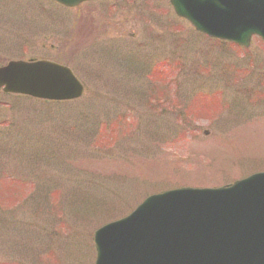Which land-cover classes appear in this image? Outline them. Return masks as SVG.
Listing matches in <instances>:
<instances>
[{
    "label": "rangeland",
    "instance_id": "obj_1",
    "mask_svg": "<svg viewBox=\"0 0 264 264\" xmlns=\"http://www.w3.org/2000/svg\"><path fill=\"white\" fill-rule=\"evenodd\" d=\"M66 64L85 90L0 92V264H93L94 231L166 189L264 171V44L209 40L168 0H0V66Z\"/></svg>",
    "mask_w": 264,
    "mask_h": 264
},
{
    "label": "water",
    "instance_id": "obj_2",
    "mask_svg": "<svg viewBox=\"0 0 264 264\" xmlns=\"http://www.w3.org/2000/svg\"><path fill=\"white\" fill-rule=\"evenodd\" d=\"M74 7L88 0H54ZM210 37L248 46L264 40V0H169ZM48 100L81 96L71 70L47 60L0 67V88ZM94 264H264V172L215 188L152 194L127 216L95 230Z\"/></svg>",
    "mask_w": 264,
    "mask_h": 264
}]
</instances>
